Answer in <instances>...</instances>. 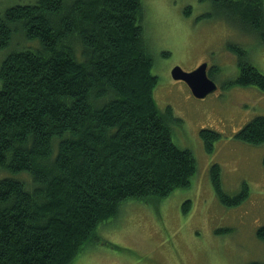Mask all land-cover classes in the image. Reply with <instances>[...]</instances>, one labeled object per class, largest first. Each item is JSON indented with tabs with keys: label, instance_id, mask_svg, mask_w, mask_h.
Returning <instances> with one entry per match:
<instances>
[{
	"label": "trees",
	"instance_id": "trees-1",
	"mask_svg": "<svg viewBox=\"0 0 264 264\" xmlns=\"http://www.w3.org/2000/svg\"><path fill=\"white\" fill-rule=\"evenodd\" d=\"M212 2L264 42V0ZM144 15L141 0H22L0 8V50H7L0 59V264H71L125 199L158 200L189 185L195 158L174 143L172 112L153 98ZM230 50L238 56L234 82L264 90V73L245 50ZM199 132L209 151L219 133ZM235 136L264 143V114ZM219 170L211 164L216 195L235 206L247 185L227 194ZM256 236L264 240V224Z\"/></svg>",
	"mask_w": 264,
	"mask_h": 264
},
{
	"label": "rangeland",
	"instance_id": "rangeland-1",
	"mask_svg": "<svg viewBox=\"0 0 264 264\" xmlns=\"http://www.w3.org/2000/svg\"><path fill=\"white\" fill-rule=\"evenodd\" d=\"M21 1L0 0V8ZM141 3L151 69L157 76L153 98L162 112H172V139L190 149L196 170L189 185L164 198L125 199L115 218L98 224L96 238L71 264L264 262V240L256 236L257 227L264 224V143L253 145L235 136L254 115L264 114V90L234 82L238 56L230 50L241 46L264 73V42L218 11L212 0ZM6 51L0 50V59ZM201 62H207V74L217 89L195 98L184 81L171 77V69L179 65L189 71ZM201 128L219 133L209 151ZM212 163L219 164L220 186L227 194L247 185L245 199L235 206L220 201L209 176ZM185 201L190 205L183 210Z\"/></svg>",
	"mask_w": 264,
	"mask_h": 264
},
{
	"label": "water",
	"instance_id": "water-1",
	"mask_svg": "<svg viewBox=\"0 0 264 264\" xmlns=\"http://www.w3.org/2000/svg\"><path fill=\"white\" fill-rule=\"evenodd\" d=\"M207 62H201L192 70H183L179 65H173L171 77L184 81L195 98H202L216 90L215 81L207 74Z\"/></svg>",
	"mask_w": 264,
	"mask_h": 264
},
{
	"label": "flooded vegetation",
	"instance_id": "flooded-vegetation-1",
	"mask_svg": "<svg viewBox=\"0 0 264 264\" xmlns=\"http://www.w3.org/2000/svg\"><path fill=\"white\" fill-rule=\"evenodd\" d=\"M207 66V68H208V65H206ZM208 76L210 77V75L208 74ZM212 78V77H211ZM213 79V78H212ZM189 89V88H188ZM190 90V89H189ZM192 94V93H191Z\"/></svg>",
	"mask_w": 264,
	"mask_h": 264
},
{
	"label": "bare ground",
	"instance_id": "bare-ground-1",
	"mask_svg": "<svg viewBox=\"0 0 264 264\" xmlns=\"http://www.w3.org/2000/svg\"><path fill=\"white\" fill-rule=\"evenodd\" d=\"M216 88H217V85H216ZM215 91V90H214Z\"/></svg>",
	"mask_w": 264,
	"mask_h": 264
}]
</instances>
